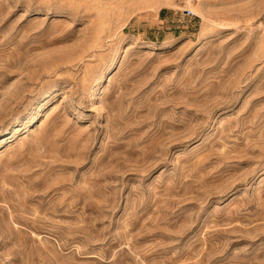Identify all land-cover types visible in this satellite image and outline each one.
Instances as JSON below:
<instances>
[{
  "label": "rangeland",
  "instance_id": "obj_1",
  "mask_svg": "<svg viewBox=\"0 0 264 264\" xmlns=\"http://www.w3.org/2000/svg\"><path fill=\"white\" fill-rule=\"evenodd\" d=\"M0 264H264V0H0Z\"/></svg>",
  "mask_w": 264,
  "mask_h": 264
}]
</instances>
